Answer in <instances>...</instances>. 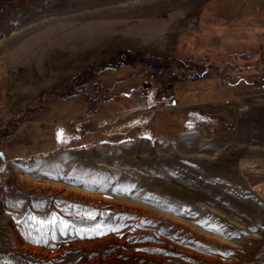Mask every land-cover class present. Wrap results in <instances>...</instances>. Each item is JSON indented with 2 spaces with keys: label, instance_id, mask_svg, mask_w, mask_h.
Listing matches in <instances>:
<instances>
[{
  "label": "rangeland",
  "instance_id": "374dc122",
  "mask_svg": "<svg viewBox=\"0 0 264 264\" xmlns=\"http://www.w3.org/2000/svg\"><path fill=\"white\" fill-rule=\"evenodd\" d=\"M117 1L0 0V133L42 106L0 143V264H264V0ZM121 48L213 72L107 71L91 117L48 94Z\"/></svg>",
  "mask_w": 264,
  "mask_h": 264
},
{
  "label": "trees",
  "instance_id": "16d2710c",
  "mask_svg": "<svg viewBox=\"0 0 264 264\" xmlns=\"http://www.w3.org/2000/svg\"><path fill=\"white\" fill-rule=\"evenodd\" d=\"M234 55L235 54H232L231 56ZM211 56L212 55H209V53H207L196 60L195 58L181 59L180 57L170 54L166 59H159L149 54L119 49L116 51L115 54L105 59L91 63L86 70L74 75L69 80L67 87L63 91L59 93L49 92L48 94H53L58 99H70L74 97H79L80 95L83 96L85 101L84 113L86 116L91 117L94 116L96 110L103 103H108L112 100V95L110 94L109 89L104 87L100 83V78L105 72L117 71L123 67H129L133 70L136 69L138 75L149 73L151 74V78L153 79V77H156L159 73L169 75L172 73L173 70H183L184 73L177 78L178 80H202L210 78L213 72V65L210 61ZM225 64L226 62H224L223 65ZM216 65H218V63H216ZM223 65L220 64L218 66H222L225 68V66ZM218 77H221V75H219ZM221 79L219 81L223 82L225 86L233 85L225 83V81ZM175 82L176 81H174L173 83ZM173 83H171L170 86H172ZM45 95L46 93L42 95L43 98L41 99V102H43ZM41 107L42 106L36 105L35 107L26 110L23 115L19 118L18 122H15L16 124L12 127V129H3L0 133V135H2L0 143L3 139L11 136L13 130L19 124H21L22 121L36 116L37 113L40 111ZM76 129L79 132V136H81V134L85 132V129L82 127L81 122H79L78 127ZM2 188L3 187L0 181V196L2 194Z\"/></svg>",
  "mask_w": 264,
  "mask_h": 264
},
{
  "label": "crops",
  "instance_id": "0c3cea01",
  "mask_svg": "<svg viewBox=\"0 0 264 264\" xmlns=\"http://www.w3.org/2000/svg\"><path fill=\"white\" fill-rule=\"evenodd\" d=\"M124 50H128V49H124ZM24 124H26V123H24ZM26 126H25V128H26ZM29 127H30V125H29ZM137 145H138V142H134V141L131 142V141H129V142L123 143V144H117V145H111V146L110 145L100 146V147L92 148V149H101V152H104V153L106 152L107 155L110 154L112 156H116V153L118 152V150L120 149V147L122 149L123 148L132 149V151H133L134 149L139 148ZM80 151H83V150H72V149L62 148L61 151H59L58 153H55V155H52L50 157L51 160H50V164L49 165L53 166V167H51L52 169H54L55 165L60 166V167H63V168L65 167L68 170L66 172L69 173L70 172L69 169L71 168V166H70V163H68L67 161L72 160L71 162H74V159H76V157H77V156H75V154H79ZM84 151H85V149H84ZM137 152H138V150H137ZM42 162H43L42 160H38L37 161V166H40V164H42ZM72 164H74V163H72ZM77 166H79V167H77ZM76 167L79 168V170H82L80 168L81 167V162L80 163H77V165L75 166V168ZM83 172H84L83 173V177L84 178H86V173H88V175L91 176V172H92V164H91V162H89V161L83 162ZM90 180H91V177H90ZM85 182H87V181L85 180Z\"/></svg>",
  "mask_w": 264,
  "mask_h": 264
},
{
  "label": "built area",
  "instance_id": "2783aa9c",
  "mask_svg": "<svg viewBox=\"0 0 264 264\" xmlns=\"http://www.w3.org/2000/svg\"><path fill=\"white\" fill-rule=\"evenodd\" d=\"M137 95H138L139 98L147 97V88L145 86H140L137 89Z\"/></svg>",
  "mask_w": 264,
  "mask_h": 264
},
{
  "label": "bare ground",
  "instance_id": "6f19581e",
  "mask_svg": "<svg viewBox=\"0 0 264 264\" xmlns=\"http://www.w3.org/2000/svg\"><path fill=\"white\" fill-rule=\"evenodd\" d=\"M118 1H120V0H118ZM118 1H117V3H118ZM81 4H79V6L78 7H80V8H82V6H80ZM71 6V5H70ZM86 6V5H85ZM124 6V5H123ZM11 36H14V35H11ZM11 36H9L8 38H6L4 41L2 40L0 43L1 44H4V43H8V42H10V41H12V40H14L15 39V37H11ZM1 47V46H0Z\"/></svg>",
  "mask_w": 264,
  "mask_h": 264
},
{
  "label": "water",
  "instance_id": "95a60500",
  "mask_svg": "<svg viewBox=\"0 0 264 264\" xmlns=\"http://www.w3.org/2000/svg\"><path fill=\"white\" fill-rule=\"evenodd\" d=\"M0 158L2 161L4 160V156H3V153L1 151H0Z\"/></svg>",
  "mask_w": 264,
  "mask_h": 264
},
{
  "label": "snow or ice",
  "instance_id": "6c2138e0",
  "mask_svg": "<svg viewBox=\"0 0 264 264\" xmlns=\"http://www.w3.org/2000/svg\"><path fill=\"white\" fill-rule=\"evenodd\" d=\"M58 136L62 138L63 134L59 133ZM64 227H67V225H64ZM214 230H216V229H214Z\"/></svg>",
  "mask_w": 264,
  "mask_h": 264
}]
</instances>
